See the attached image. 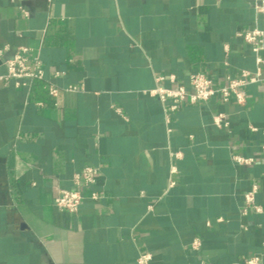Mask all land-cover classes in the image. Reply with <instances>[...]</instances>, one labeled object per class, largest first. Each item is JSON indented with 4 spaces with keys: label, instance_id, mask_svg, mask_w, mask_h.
Wrapping results in <instances>:
<instances>
[{
    "label": "crops",
    "instance_id": "1",
    "mask_svg": "<svg viewBox=\"0 0 264 264\" xmlns=\"http://www.w3.org/2000/svg\"><path fill=\"white\" fill-rule=\"evenodd\" d=\"M256 27L261 0H0V73L17 53L44 71L0 82V264H264V84L175 110L152 93L256 71ZM86 166L97 182L59 209Z\"/></svg>",
    "mask_w": 264,
    "mask_h": 264
},
{
    "label": "built area",
    "instance_id": "2",
    "mask_svg": "<svg viewBox=\"0 0 264 264\" xmlns=\"http://www.w3.org/2000/svg\"><path fill=\"white\" fill-rule=\"evenodd\" d=\"M246 43L251 45L257 53L256 60L258 69L254 72L245 70L240 78H233L228 76L224 83L216 82L208 74L198 71L190 75L188 84H177L175 75H170V80L175 84L172 86H158L152 90V93L158 95L164 102L171 101L170 109L175 110L181 104L189 103L196 104L209 100L215 95H220L224 101L229 102L232 97H235L239 103L244 102L245 92L240 88L250 84L261 83L264 84V74L260 70V66L264 65V57L260 55L263 49L264 31L259 28H253L242 32L240 34ZM2 50H0V53ZM44 71L41 67L39 57L32 59V63L27 62V58L22 53H17L12 58L6 60V71L0 73V82H8L11 79L16 80L17 85H21L25 79L43 78ZM164 77H159L162 79ZM53 94L57 93V89H51ZM224 113H219L214 116V122L221 125L224 120ZM180 155V154H179ZM234 160L239 164H250L253 158L235 155ZM100 175L98 167L86 166L81 172L74 176L76 184L75 189H60L56 198L55 205L70 213H76L83 200V190L91 187L97 182ZM258 192V185L253 184L249 190L244 194L245 208L243 210L246 214L250 209L255 212H262L263 207L257 202L256 194ZM92 197L97 199L98 192L93 191ZM194 249L200 247V241L197 239L192 243ZM139 264H153L152 254L143 253L137 258ZM262 256L255 254L243 258L242 260L233 261L231 264H261ZM201 264H216L213 261L202 260Z\"/></svg>",
    "mask_w": 264,
    "mask_h": 264
},
{
    "label": "water",
    "instance_id": "3",
    "mask_svg": "<svg viewBox=\"0 0 264 264\" xmlns=\"http://www.w3.org/2000/svg\"><path fill=\"white\" fill-rule=\"evenodd\" d=\"M264 3V0H261Z\"/></svg>",
    "mask_w": 264,
    "mask_h": 264
}]
</instances>
